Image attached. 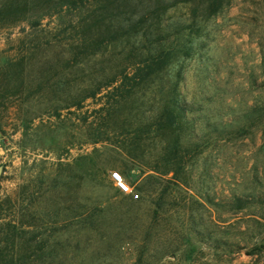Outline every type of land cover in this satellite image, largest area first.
Returning a JSON list of instances; mask_svg holds the SVG:
<instances>
[{
  "label": "rangeland",
  "instance_id": "obj_1",
  "mask_svg": "<svg viewBox=\"0 0 264 264\" xmlns=\"http://www.w3.org/2000/svg\"><path fill=\"white\" fill-rule=\"evenodd\" d=\"M87 5L37 27L0 26V67L22 59L34 90L23 105L12 98L0 107V236L20 228L21 239L7 243L15 264H264V110L243 116L264 102V0H231L209 20L199 17L176 91L193 132L184 139L199 146L178 179L151 171L145 185L137 169L125 177L137 199L111 176L131 139L122 132L151 118L160 82L170 95L177 69L136 86L117 109V83L90 96L125 66L132 71L141 42L133 35L86 49ZM192 13L181 3L165 18L188 23ZM21 106L40 115L28 127ZM231 120L228 134L222 122ZM142 137L136 153L158 162L160 139ZM84 154L93 162L80 166Z\"/></svg>",
  "mask_w": 264,
  "mask_h": 264
},
{
  "label": "trees",
  "instance_id": "obj_2",
  "mask_svg": "<svg viewBox=\"0 0 264 264\" xmlns=\"http://www.w3.org/2000/svg\"><path fill=\"white\" fill-rule=\"evenodd\" d=\"M88 3L92 4L88 13L90 21L82 25L83 44L86 49L98 48L112 39L125 37L130 40L129 38L133 35L140 37L141 42L140 51L139 48L137 49L139 59L133 63L132 71H128L129 67L125 66L119 75L99 85L90 96L95 97L103 87H110L117 83L114 88L120 98L116 100L112 108L117 109L120 100L127 101L136 86L143 85L154 78H161V73L165 69L167 71L177 69V82L171 89L170 95L168 94L170 88L165 92L164 82H160L159 90L164 96L151 118L141 120L135 129L123 130L122 135H130L131 139H128L129 136L124 139L127 146H125L126 157L121 172L125 177H132L133 172L136 169L139 170V176L146 175L145 185L149 183L150 178H154L151 171L164 175L172 172L174 180L178 179L180 174L186 171L196 147L199 146L191 139L187 142L184 139V135H193V132L185 131L186 122H190L186 117L184 102L176 92L179 84L178 77L181 75L180 57L186 59L194 53V36L198 35L199 17L204 21L209 20L229 6L231 0H0V26L10 27L28 22L32 27H37L46 17L60 16L64 11L85 9ZM181 3L192 5L193 16L188 23H170L165 18L166 14L171 8ZM84 21H87V17ZM26 68L22 59L4 61L0 67V75L5 78V82L0 86V107L2 99L15 98L21 105L29 100L34 90H31L33 83L28 79ZM80 102L73 104L80 106ZM71 106L72 104H69L68 107ZM21 109L25 116L22 122L26 127H28L26 122H32L40 117L31 107L24 109V106H21ZM259 110H264V102L262 105L251 107L243 116L246 120H251L253 113ZM103 124L107 126V120ZM222 126V131L228 130V134H233L234 131L230 130L234 127L233 120L222 122ZM220 127L221 125L218 124L217 128ZM246 127L245 124L240 125L239 132L246 134ZM0 132L3 133L1 122ZM152 133L160 139L162 147L159 160L154 164L145 161L144 153L139 156L136 153L142 136ZM100 140L102 141L103 138L98 136L93 142ZM91 158L92 154H84L80 155L76 161L80 166H87L93 162ZM57 175L54 182L59 180ZM39 178L40 182H44V176ZM12 227L11 234L0 236V264H15L14 253L8 250L7 243H16L21 239L22 232L16 225Z\"/></svg>",
  "mask_w": 264,
  "mask_h": 264
},
{
  "label": "built area",
  "instance_id": "obj_3",
  "mask_svg": "<svg viewBox=\"0 0 264 264\" xmlns=\"http://www.w3.org/2000/svg\"><path fill=\"white\" fill-rule=\"evenodd\" d=\"M111 176L114 180L116 187L126 194H130L134 199L139 198V193L134 191L133 187L129 184L125 176L120 170H112Z\"/></svg>",
  "mask_w": 264,
  "mask_h": 264
},
{
  "label": "crops",
  "instance_id": "obj_4",
  "mask_svg": "<svg viewBox=\"0 0 264 264\" xmlns=\"http://www.w3.org/2000/svg\"><path fill=\"white\" fill-rule=\"evenodd\" d=\"M120 192H122L121 190H119ZM122 193H124V192H122ZM124 194H126V193H124ZM132 196V195H131ZM133 197V196H132Z\"/></svg>",
  "mask_w": 264,
  "mask_h": 264
},
{
  "label": "water",
  "instance_id": "obj_5",
  "mask_svg": "<svg viewBox=\"0 0 264 264\" xmlns=\"http://www.w3.org/2000/svg\"><path fill=\"white\" fill-rule=\"evenodd\" d=\"M0 172H1V167H0Z\"/></svg>",
  "mask_w": 264,
  "mask_h": 264
}]
</instances>
